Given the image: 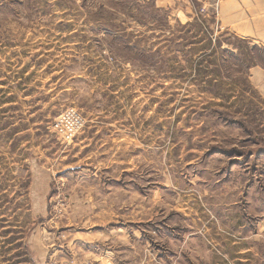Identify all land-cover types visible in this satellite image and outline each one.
I'll use <instances>...</instances> for the list:
<instances>
[{"label": "rangeland", "instance_id": "rangeland-1", "mask_svg": "<svg viewBox=\"0 0 264 264\" xmlns=\"http://www.w3.org/2000/svg\"><path fill=\"white\" fill-rule=\"evenodd\" d=\"M182 210L264 213V0H0V264H171Z\"/></svg>", "mask_w": 264, "mask_h": 264}, {"label": "crops", "instance_id": "crops-1", "mask_svg": "<svg viewBox=\"0 0 264 264\" xmlns=\"http://www.w3.org/2000/svg\"><path fill=\"white\" fill-rule=\"evenodd\" d=\"M175 214L185 222L196 220L197 226L189 224L170 228L175 240L171 245L175 251L171 264H264V213L252 218L239 210L222 214L215 211L182 210ZM197 241L207 253V263L199 252L195 253L196 263L191 260L195 256L188 254L198 245ZM166 244L165 254H169L170 247Z\"/></svg>", "mask_w": 264, "mask_h": 264}]
</instances>
